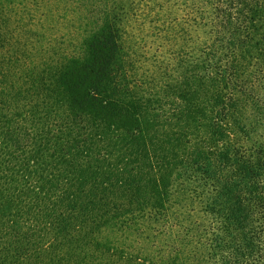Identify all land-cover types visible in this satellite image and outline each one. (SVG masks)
<instances>
[{"label":"rangeland","instance_id":"1","mask_svg":"<svg viewBox=\"0 0 264 264\" xmlns=\"http://www.w3.org/2000/svg\"><path fill=\"white\" fill-rule=\"evenodd\" d=\"M258 2L246 20L227 19L231 0H0V101L17 104L0 117V150L105 157L102 213L117 219L101 230L132 255L101 264H244L231 255L246 206L257 216L243 163L264 140ZM103 52L97 108L79 72L70 86L61 74ZM0 264H12L2 250Z\"/></svg>","mask_w":264,"mask_h":264},{"label":"trees","instance_id":"2","mask_svg":"<svg viewBox=\"0 0 264 264\" xmlns=\"http://www.w3.org/2000/svg\"><path fill=\"white\" fill-rule=\"evenodd\" d=\"M243 2L247 4L240 10ZM255 3L260 4L258 0H231L230 16L225 17L245 15L247 20L250 12L259 11ZM237 29L238 25L234 31ZM240 36L244 40L238 38L235 42L233 38L227 42L226 50H236L245 43L246 37ZM106 62L105 52L90 64L77 60L73 69L61 74L62 81L68 86L70 75L74 70L79 72L80 80L90 84L79 93L89 105L106 108L97 96L108 69ZM16 105L4 106L0 101V117L6 111H16ZM16 132L10 128L6 135L16 140ZM254 143L255 150L243 165L248 178L247 191L256 193L257 216H252V209L243 204L247 208L244 218H249L250 226L242 236L243 244H239L242 250L231 255L238 258L240 254L245 258L244 264H264V183L260 180L264 176V140ZM79 152L0 150V225L4 223L9 228L0 230V250L12 258V264H101L131 254L119 250L112 241L107 242L101 230L106 220L117 219L114 215L106 218L102 213L106 206L102 194L105 196L107 188L97 170L106 162L105 157L88 150L81 157Z\"/></svg>","mask_w":264,"mask_h":264}]
</instances>
